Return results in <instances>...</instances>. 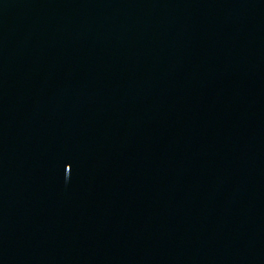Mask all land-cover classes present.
I'll use <instances>...</instances> for the list:
<instances>
[{"label": "water", "instance_id": "obj_1", "mask_svg": "<svg viewBox=\"0 0 264 264\" xmlns=\"http://www.w3.org/2000/svg\"><path fill=\"white\" fill-rule=\"evenodd\" d=\"M0 264H264V0H0Z\"/></svg>", "mask_w": 264, "mask_h": 264}]
</instances>
